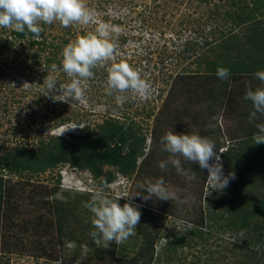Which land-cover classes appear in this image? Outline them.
<instances>
[{
  "label": "rangeland",
  "instance_id": "rangeland-1",
  "mask_svg": "<svg viewBox=\"0 0 264 264\" xmlns=\"http://www.w3.org/2000/svg\"><path fill=\"white\" fill-rule=\"evenodd\" d=\"M254 1L84 0L95 13V23L69 27L58 21L41 24L39 41L45 44L40 51L30 48L17 63L11 59L22 50L21 44L29 47L31 38L27 37L1 54L0 177L4 182L3 187L0 185V264H56L57 260L63 264L251 263V252L242 241L246 236L264 249V215L245 219L248 206L243 199L249 200L250 193H238L242 200L234 203V211L227 218L221 212L238 195L230 193V184L223 192H211L209 173L198 163L180 158L184 174H178L171 165L161 170L159 164L170 156L160 143L168 132L208 137L222 152L218 154L223 167L226 168L228 151H232L236 156L230 163L236 159L239 162L230 170L240 179L253 181L252 186L259 183L250 190L251 197L264 199V174L256 167L259 161L264 165V150L257 149L254 143L256 127L264 125L253 126L251 105L244 99L248 88L264 87L254 76L262 70L258 69L262 64L260 57L251 53L254 48L249 42L256 30L264 28V0H256V4ZM249 13L255 20L238 21L240 15ZM228 14L233 15L231 21L226 18ZM100 23L108 25L113 57L94 67L93 77L82 81V101L61 96L64 93L60 85L72 80L60 70L63 48L80 36L94 33ZM16 33L0 28V39L11 37L14 42ZM233 37L246 47L244 52L240 47L227 52L229 66L239 71L230 70L229 79L222 81L216 76L214 64L221 62L223 47ZM187 46L188 52L181 54ZM31 50L39 53L37 64L23 59ZM122 61L150 82L148 98L127 93L126 102L119 104L118 94H109L108 68ZM4 62L18 72H10ZM53 65L56 68L52 69ZM250 69L257 70L250 73ZM47 77L57 81L51 93L44 85ZM55 96L61 97L54 100ZM108 120L118 121L120 127H134L139 136L146 137V144L135 148L139 149L137 163L128 174L112 165L100 166L98 176L68 163L41 167L50 142L59 149L79 145L99 133ZM80 125L90 129L68 130ZM126 146L123 153L128 151ZM19 150L23 158H17ZM161 179L176 192L177 199L153 198L145 202L142 186ZM100 184L112 185L108 192L113 199L126 196L119 200L121 206L131 203L138 205L139 211L142 207L151 209L142 210L134 235L107 248L93 242L91 213L83 207ZM213 213L220 215L217 220L212 218ZM189 224L191 229L198 224L203 227V238L189 240L190 245L179 249L175 261L169 262V253L163 246L178 235L188 237ZM150 237H155L153 259L147 248ZM236 241H240L238 247ZM68 242L74 243L72 249L67 248Z\"/></svg>",
  "mask_w": 264,
  "mask_h": 264
},
{
  "label": "clouds",
  "instance_id": "clouds-1",
  "mask_svg": "<svg viewBox=\"0 0 264 264\" xmlns=\"http://www.w3.org/2000/svg\"><path fill=\"white\" fill-rule=\"evenodd\" d=\"M59 22L63 27L87 26L95 23V13L89 9L84 0H0V28L11 29L15 32L24 33L26 30L33 34V38L40 39L41 24L51 25ZM113 31L118 29L113 28ZM114 55V45L110 42L108 25L100 23L94 33L78 37L63 48L60 70L72 78L71 83L60 89L63 95H68L73 100H83L82 81L93 77L92 69L98 64L111 59ZM56 68L55 65L52 69ZM51 69V70H52ZM216 76L227 81L230 77V69L218 67ZM256 79L264 85V70L254 73ZM44 85L51 93L56 89L57 81L47 77ZM107 90L109 94L116 95L117 103L123 104L128 99L127 93L146 99L151 95L152 85L142 78L140 72L127 62L113 63L108 68ZM54 100H58L57 97ZM244 99L251 105L250 120L253 126L264 125V87L255 90L248 88ZM84 129V125L70 127V129ZM67 130V131H68ZM162 150L169 153L168 160L161 161L159 167L166 170L169 165L175 167L178 174H184L181 159L186 162L198 163L201 169H207L209 175L207 183L212 185L213 190L223 192L235 179V173H228V168L223 167L222 153L217 150L216 143L198 134H176L168 132L160 141ZM256 148L264 150V126L256 127L254 137ZM210 161H213L210 163ZM227 174V175H226ZM112 185L100 184L84 202L83 207L90 213L92 231L90 236L97 247L107 248L113 242L120 244L135 234L139 224L141 212L138 205L125 203L119 204L118 199L110 197L108 190ZM143 188V200L145 202L156 198L161 201H173L177 199L176 192L169 189L159 180L149 183ZM146 193V194H144ZM59 195V194H57ZM189 224L188 228L191 229ZM67 248L74 247L73 242L67 243ZM56 264H63L57 260Z\"/></svg>",
  "mask_w": 264,
  "mask_h": 264
},
{
  "label": "trees",
  "instance_id": "trees-1",
  "mask_svg": "<svg viewBox=\"0 0 264 264\" xmlns=\"http://www.w3.org/2000/svg\"><path fill=\"white\" fill-rule=\"evenodd\" d=\"M254 2L255 4L257 3L256 0ZM233 4L234 6H236L235 1ZM239 9L243 10L244 8L243 6H240ZM253 10L257 12L255 9ZM232 17L233 15H229V14L226 15V18L228 21H231L230 18ZM252 20H255V19L253 18V14L251 15L250 13L245 14V16L240 15L238 17L239 22L245 23L247 21L249 22ZM27 32L28 31L26 30L24 33H19V32L16 33L17 34L16 40H14V42H11L12 41L11 37L10 39L9 38H5L4 40L0 39V56L1 54L3 55L4 51L12 50L11 48L14 46V44L16 46L17 41L19 42V45H20L23 41H25L27 37L31 38L29 47H26V45L23 46L24 43L21 44L22 50H19L18 52H16L17 54H15L13 58L11 59L17 63L19 58H21V55L25 54L26 51L30 50V48L33 49L34 52H36L37 50L40 51L39 50L40 46L44 45L45 42L43 41L40 42L39 40L34 39L33 34L30 32L28 34ZM41 34L42 33H40V35ZM249 39H250L249 42L252 44L254 48L252 49L251 53H254L255 56L260 57L259 60L262 65L258 69L263 70L264 69L263 67L264 66V28L256 30L253 36ZM246 43H248V41ZM207 45H209V43H207ZM188 47L189 46L185 48V51H181L180 53L184 54L188 52ZM245 47L246 45H242V42L240 41L235 42V38L233 37V39L229 40L228 45L223 47L224 48L223 54L220 57L221 62L219 63L218 61L214 65L217 68L226 67L230 69L231 72L238 73L237 71H239V69H237L234 65L229 66L227 52L231 50H237V48H239V50L244 52ZM34 52L31 50V53H28L27 56L23 59H25L26 62L32 61L33 63L37 64L39 53H34ZM49 62H51V60H49ZM6 65L9 67V70H11L10 72H14V71L18 72L17 68L10 67V64L8 65L7 63ZM250 70L251 71L249 72L253 73L252 71H256L257 69H250ZM1 78H3V75ZM55 104L57 106H63L59 102H55ZM106 123L107 125L106 126L102 125V127H100L101 131L97 133L96 135H94L92 139L85 138L79 145L61 146L62 148L59 149L57 147L55 148L52 147V142H50L44 151V154L46 152H49V154L48 155L46 154L47 156L46 160L41 164L42 165L41 167H44V168L55 167L60 164L68 163L78 168L90 170L92 173L98 176L100 174V166L112 165V166H118L119 168H121V172L123 174H128L130 170H133L135 168L136 163H137L135 158H136L137 151L139 152V149L135 150V148L137 145H139V147L142 148L146 144V137L143 135L139 136L138 130L136 131L134 127L125 128L122 126L121 127L118 126V123H119L118 121L108 120V122ZM84 129L89 130L90 127H87ZM127 144H129L128 147L126 146ZM125 146L128 148L127 153H123ZM52 151H54L55 154ZM17 152H18L17 154L19 155L17 158H20V157L23 158L24 155L22 154V150H19ZM231 152L232 151H228V154L226 156V159H228L226 160V167L228 168L229 166L228 170H230L231 167L237 166L236 162H239V160L236 159V160H233L232 163H230V160L234 156H236L235 154H232ZM256 167H259L261 169V174L262 173L264 174V165L262 164V161H259L256 164ZM230 172H234V171L230 170L229 173ZM3 182H4V178L0 177V185L2 187H3ZM252 184H253V181H247V180L240 179L235 174V179L231 180L230 182V185H231L230 193H232L233 195H236L239 192L246 193V190H247L252 196L250 190H253L252 187H254L255 185L258 186L259 183L258 184L256 183L254 186H252ZM4 188H7V186H5ZM251 196L248 197L249 200L243 199V202L247 203V206H248L247 209L250 210V211L246 210L247 211L245 215L246 220L256 217V216L264 215V199H259L258 196L257 198H253ZM241 197H242V194H241ZM238 198H240V194L236 195L235 200L231 202L229 206L224 209L223 212H221L222 216L227 217L228 214L232 215L231 213H233L234 211L233 209L234 203L236 201L238 202V200L239 201L242 200ZM219 201L220 200H217V202ZM214 205H215V202L213 206ZM147 209L148 211L151 210L149 208L142 207V209H140V212H142V210L147 211ZM211 212H213V210ZM214 212L217 213L216 208ZM156 215L160 216V213L157 212ZM217 216H220V215L218 214L214 216V213L212 214V218L214 220H217L218 218ZM225 217H221L219 219L223 221L225 220L224 219ZM197 223L201 224V221H198ZM199 224L196 225V227L188 231L189 232L188 237L183 236V235H178L177 237H174L173 239L166 241L165 245L163 246V249L165 252H167V254L169 253L168 254L169 262L175 261L176 254L178 253L179 249L185 248L186 245L187 246L190 245L189 240L191 242V240H196V239L199 240L203 238V235H204V233L202 232L203 227L199 226ZM233 226L237 227V224L235 223ZM142 228H145V226H143ZM159 230L160 229H158L157 232L155 233L156 236L159 234ZM189 237H192V238L189 239ZM150 239L151 240H149L147 248H148V251H151L150 253L152 254L151 259H153V256L156 255L155 237H150ZM242 242L245 243L248 250L251 252L249 253L250 255H248V257L251 259L250 264H264V249H263L262 244L261 245L255 244L250 239H248V237L246 236H245V240ZM235 243H236V247H238L239 245L237 243H240V241H236ZM250 245H254V246L251 247ZM142 257H143V254H142ZM148 264H151V262Z\"/></svg>",
  "mask_w": 264,
  "mask_h": 264
}]
</instances>
